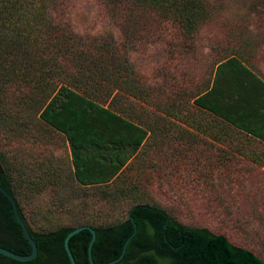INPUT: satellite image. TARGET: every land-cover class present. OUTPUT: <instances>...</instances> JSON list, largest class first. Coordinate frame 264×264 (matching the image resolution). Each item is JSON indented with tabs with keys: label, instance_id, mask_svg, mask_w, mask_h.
Here are the masks:
<instances>
[{
	"label": "trees",
	"instance_id": "16d2710c",
	"mask_svg": "<svg viewBox=\"0 0 264 264\" xmlns=\"http://www.w3.org/2000/svg\"><path fill=\"white\" fill-rule=\"evenodd\" d=\"M76 1L0 0V185L38 250L31 261L0 254V264H71L63 241L82 225L96 233L94 263L105 264L133 223L115 264H264L209 225L261 234L264 249V80L251 35L264 15L207 39L202 0H95L114 32L81 23ZM153 180L192 195L168 198L176 209L142 201L112 218L126 207L114 195ZM30 183L63 191L70 221L34 230L23 210ZM86 187L100 198H81ZM90 239L88 230L70 238L76 264H90ZM0 246L31 252L1 192Z\"/></svg>",
	"mask_w": 264,
	"mask_h": 264
},
{
	"label": "rangeland",
	"instance_id": "374dc122",
	"mask_svg": "<svg viewBox=\"0 0 264 264\" xmlns=\"http://www.w3.org/2000/svg\"><path fill=\"white\" fill-rule=\"evenodd\" d=\"M206 2V5L212 12V14L206 19H201L199 23L203 20H206L208 23L205 24L203 30L201 31L202 37L209 39L208 37H218V35L232 32L235 27L246 26L247 30H251L252 23L257 22V20L264 15V0H202ZM77 2V1H76ZM100 5L95 0H82L78 1L72 11L73 15H77L78 20L91 27L98 29L113 31L109 19L105 15L100 14L99 9ZM256 31L251 32L252 38L254 39L253 43H256V50L259 53L257 58V72L260 77L264 80V17L258 23ZM225 25H228L225 29ZM253 30V29H252ZM210 32V34H209ZM117 34V33H116ZM119 34V33H118ZM213 35V36H212ZM212 40V38H210ZM253 47V46H252ZM161 62V60H160ZM154 63L152 59H145L144 64L151 65ZM17 133V132H16ZM16 133H12L15 135ZM152 148L145 147L141 150L139 155L137 166L143 168L146 166L143 164L147 155L152 156ZM154 158V156H153ZM136 166V164H135ZM130 170L125 171V176L130 174ZM148 172H152V169H148ZM35 182V181H33ZM154 184L151 182L146 185H138L137 189L127 190L125 193L114 195L115 199L120 203L126 205L123 207L121 205L115 206L113 209L115 212L112 214V218H123V212L125 209L137 202L147 201L152 203H158L167 209H176V204L169 200L168 198L179 196V195H190L191 192L186 191L185 189L165 191L162 190L160 184L157 180H153ZM28 198L30 199L28 204L24 201L23 210L26 215V218L30 226L34 230H52L53 228L58 227L59 225L69 222L72 216L74 215L72 209L69 207V202L66 199L62 198L63 191H59V197L52 196L51 187L43 189L40 191V186L37 184L30 183ZM55 189V187H54ZM101 188L100 187H86L81 190L82 197L88 199L100 198ZM86 193V194H84ZM97 193V195L93 194ZM192 195V194H191ZM25 200V198H24ZM22 204V206H23ZM114 206V204H113ZM73 207V206H71ZM178 209V208H177ZM178 211V210H177ZM181 211V212H180ZM183 207H180L179 213L182 217L190 216L187 212H183ZM122 212V213H121ZM195 219L199 216H194ZM253 224H255L253 222ZM214 230L219 229L220 231L227 234L231 241L237 245H244L255 249L258 254L264 257V249L259 250L261 246V234L256 236L252 233L247 235V230L241 228L238 230L234 228L231 223H223L216 220L215 222H210L209 224ZM237 229V230H236Z\"/></svg>",
	"mask_w": 264,
	"mask_h": 264
},
{
	"label": "water",
	"instance_id": "95a60500",
	"mask_svg": "<svg viewBox=\"0 0 264 264\" xmlns=\"http://www.w3.org/2000/svg\"><path fill=\"white\" fill-rule=\"evenodd\" d=\"M0 192L9 200L11 207H12V212H13L14 218L16 219L19 227L21 228V231H22L25 239L27 240V242L29 243L30 248H31V252L29 254L20 255V254L14 253V252L0 246V254L7 256L11 259L17 260V261H31L32 259H34L37 256V253H38L37 245H36L35 241L33 240V238L31 237L23 219L21 218V216L18 212V209H17V205H16L13 197L11 196V194L1 185H0ZM131 220L134 221V219L132 217H131ZM133 227H134V231L124 242L120 255L117 258H115V259H113V260H111L105 264H115L123 257L129 240L131 239L132 236H134V234L136 232V224L135 223H133ZM83 230H88L91 234V239H90L88 247H87V255H88V260H89L90 264H95L93 261V258H92V246H93V243L96 239V233H95V230L89 225L79 226V227L71 230L65 236L64 241H63V246L65 249V252L69 258L70 263L76 264L74 257L72 255V252L70 250V247H69V240L72 236H74L75 234H77Z\"/></svg>",
	"mask_w": 264,
	"mask_h": 264
}]
</instances>
